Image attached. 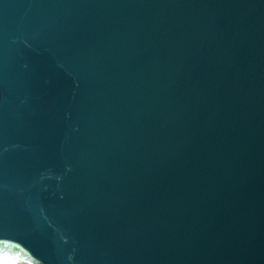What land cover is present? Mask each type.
<instances>
[{
    "label": "water",
    "instance_id": "95a60500",
    "mask_svg": "<svg viewBox=\"0 0 264 264\" xmlns=\"http://www.w3.org/2000/svg\"><path fill=\"white\" fill-rule=\"evenodd\" d=\"M0 259L264 264V0H0Z\"/></svg>",
    "mask_w": 264,
    "mask_h": 264
},
{
    "label": "bare ground",
    "instance_id": "6f19581e",
    "mask_svg": "<svg viewBox=\"0 0 264 264\" xmlns=\"http://www.w3.org/2000/svg\"><path fill=\"white\" fill-rule=\"evenodd\" d=\"M2 259H0V264H13V263H17V264H28L27 262H25L24 260L21 259H10V260H6L1 262Z\"/></svg>",
    "mask_w": 264,
    "mask_h": 264
}]
</instances>
